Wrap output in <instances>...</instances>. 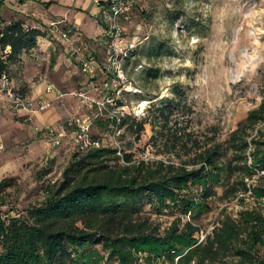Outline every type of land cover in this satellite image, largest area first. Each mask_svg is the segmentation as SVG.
I'll return each instance as SVG.
<instances>
[{
    "label": "rangeland",
    "instance_id": "rangeland-1",
    "mask_svg": "<svg viewBox=\"0 0 264 264\" xmlns=\"http://www.w3.org/2000/svg\"><path fill=\"white\" fill-rule=\"evenodd\" d=\"M63 6L80 10L77 2L70 6L64 0H0V31L20 21L50 42L45 52L36 49L13 60L8 83H0V183L6 182L1 195L12 215L42 203L45 188L62 181L78 153L72 129L55 146L45 133L47 126L88 120L92 141L135 161L178 166L177 157L159 151L151 141L158 130L152 117L140 137L133 135L130 126L151 116V106L179 101L180 113L169 128H185L210 146L213 139L226 144L230 133L264 101V0H135L134 10L119 23L122 54L115 70H106L109 39L100 17L87 19L90 35L80 27L82 37L73 34L64 40L63 29L74 24L52 25L61 21L55 9ZM91 55L101 66L93 79L81 70V61ZM43 84L55 88V99L39 91ZM39 100L47 101L46 110L38 108ZM46 115L55 119L41 121ZM115 118L126 125L117 128L111 123ZM261 176L264 172L245 182L257 184ZM216 191L195 218L176 212L157 215L150 207L146 217L161 236L181 218L180 228L190 222L199 230L196 237H206L222 213L236 217L244 209L264 212V202L258 203L250 192L226 198L224 188ZM96 249L95 258L106 256L101 246Z\"/></svg>",
    "mask_w": 264,
    "mask_h": 264
},
{
    "label": "trees",
    "instance_id": "trees-1",
    "mask_svg": "<svg viewBox=\"0 0 264 264\" xmlns=\"http://www.w3.org/2000/svg\"><path fill=\"white\" fill-rule=\"evenodd\" d=\"M25 1L30 0L21 3ZM44 37L20 21L6 25L0 31V79L9 81V64ZM179 107V101L165 100L150 107L151 116L130 126L140 137L152 117L158 130L151 141L177 157L178 166L135 161L124 152L121 158L106 147L77 153L62 181L45 188L43 202L17 215L4 208L1 189L6 182L0 183V264H264V212L258 208L236 217L222 213L202 242L190 222L180 228L178 218L161 236L146 217L150 207L157 215L176 212L195 218L218 187L226 198L250 192L264 202V176L257 184L245 182L264 172V101L226 144L213 139L210 146L185 128H169ZM124 125L121 120L118 128ZM99 246L106 256L97 259Z\"/></svg>",
    "mask_w": 264,
    "mask_h": 264
},
{
    "label": "built area",
    "instance_id": "built-area-1",
    "mask_svg": "<svg viewBox=\"0 0 264 264\" xmlns=\"http://www.w3.org/2000/svg\"><path fill=\"white\" fill-rule=\"evenodd\" d=\"M71 3H75L77 0H68ZM93 3L101 8L100 17L101 22L106 26V34L108 36V52H107V69L115 70L117 66V59L121 56V52L118 50V45L122 40V30L120 27L121 20H126L129 14L134 10L135 0H93ZM77 32L74 28L65 30L62 34L64 40H69L73 34ZM101 69L98 60L94 56H89L81 61V70L90 79L96 76L97 71ZM1 82L8 83L7 78L4 76ZM115 82V81H113ZM112 83V79L105 84L108 88ZM52 86H49L48 92H53ZM83 97V95H80ZM37 106L41 111L48 108V103L45 100H39ZM116 127L118 128L121 119L115 118ZM72 129L75 133V143L77 152L85 154L92 149H100L104 147L101 143L92 141L90 138L91 123L88 120H68L62 124L52 125L45 127V133L53 140L54 145L58 146L61 140L65 136V131ZM117 155L122 158V152L117 151ZM199 242L205 239L203 234L199 237Z\"/></svg>",
    "mask_w": 264,
    "mask_h": 264
},
{
    "label": "crops",
    "instance_id": "crops-1",
    "mask_svg": "<svg viewBox=\"0 0 264 264\" xmlns=\"http://www.w3.org/2000/svg\"><path fill=\"white\" fill-rule=\"evenodd\" d=\"M30 1H33V0H30ZM25 2H23L22 4H24ZM64 2H67L70 6H73V4H75L77 2V4H78L77 7H79L80 10L79 11H72L69 8L68 9L65 8L64 6L63 7H57L55 9V13L61 17V21L57 22L55 24H52V25L57 26V25H60V24H65V23L67 24V22L69 21L70 23L74 24V25H72L70 27L74 28L77 31V32H75V35L77 37H82V35L80 33V29H79L80 27H82V30L84 31V33L90 35L85 30L87 24L91 23L87 19H90L92 17H98L99 18L100 17L101 8L96 6L93 3V0H77L75 3H71L68 0H64ZM100 19H101V17H100ZM98 28H99V32L98 33H101L100 32V28L101 27H98ZM67 29H69V26H67L63 30L65 31ZM78 40H80V38ZM48 45H50V42L46 40V37L38 38L37 42H36V47L32 51L37 49L40 52H45L48 49ZM0 83H1V81H0ZM48 88H49V85L43 84L39 88V91H43L44 90V96L46 98H48L50 100L55 99L56 98L55 90L53 92H48ZM53 89H55V88H53ZM53 119H55V118L52 117V115H46V116L40 118L41 121H49V120H53Z\"/></svg>",
    "mask_w": 264,
    "mask_h": 264
}]
</instances>
